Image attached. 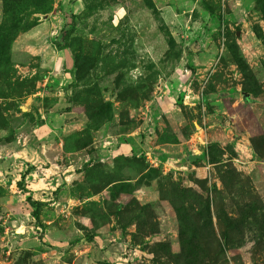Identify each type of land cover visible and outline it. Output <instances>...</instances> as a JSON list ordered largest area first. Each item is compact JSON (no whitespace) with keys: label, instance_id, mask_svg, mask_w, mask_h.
I'll return each instance as SVG.
<instances>
[{"label":"rangeland","instance_id":"374dc122","mask_svg":"<svg viewBox=\"0 0 264 264\" xmlns=\"http://www.w3.org/2000/svg\"><path fill=\"white\" fill-rule=\"evenodd\" d=\"M0 264H264V0H0Z\"/></svg>","mask_w":264,"mask_h":264},{"label":"water","instance_id":"95a60500","mask_svg":"<svg viewBox=\"0 0 264 264\" xmlns=\"http://www.w3.org/2000/svg\"><path fill=\"white\" fill-rule=\"evenodd\" d=\"M249 96H250L249 93H245L244 98H245V99H249ZM23 109H24V108H23Z\"/></svg>","mask_w":264,"mask_h":264},{"label":"trees","instance_id":"16d2710c","mask_svg":"<svg viewBox=\"0 0 264 264\" xmlns=\"http://www.w3.org/2000/svg\"><path fill=\"white\" fill-rule=\"evenodd\" d=\"M214 96H216V94L214 93Z\"/></svg>","mask_w":264,"mask_h":264}]
</instances>
